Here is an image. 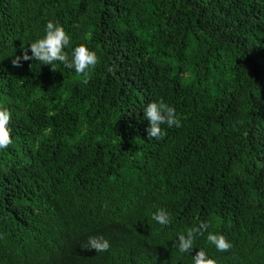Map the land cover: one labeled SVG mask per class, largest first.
Wrapping results in <instances>:
<instances>
[{
    "label": "trees",
    "instance_id": "trees-1",
    "mask_svg": "<svg viewBox=\"0 0 264 264\" xmlns=\"http://www.w3.org/2000/svg\"><path fill=\"white\" fill-rule=\"evenodd\" d=\"M49 20L70 59L81 44L97 53L87 85L59 62L12 66ZM161 99L182 126L148 140L144 109ZM0 108L13 140L0 264H194L199 250L264 264V0H0ZM160 208L171 224L151 219ZM90 236L110 250L84 249Z\"/></svg>",
    "mask_w": 264,
    "mask_h": 264
},
{
    "label": "clouds",
    "instance_id": "clouds-1",
    "mask_svg": "<svg viewBox=\"0 0 264 264\" xmlns=\"http://www.w3.org/2000/svg\"><path fill=\"white\" fill-rule=\"evenodd\" d=\"M71 38L65 28L58 23H53L51 20L46 25V35L43 38L37 39L30 43V48L22 47V56H15L12 60L13 67H22V60H38L42 65H51L53 71H57L56 62L63 64L64 67L75 69L78 76L83 78L82 82L87 85L90 80V69L96 67L99 58L95 51L90 50L85 45L81 44L72 52L71 59L65 48L70 45ZM29 51L31 55H29ZM109 73L115 74V69L108 67ZM145 118L149 121V127L146 129L148 140H162L166 135V131L162 125H167L169 128L181 127V121L177 117L176 109L165 103L163 99L159 102H151L144 109ZM12 114L8 109L0 108V149H6L12 144L11 123ZM151 219L162 226L171 224L170 214L163 208L153 213ZM210 227L209 223L201 221L198 226L188 228L186 234L181 233L178 236L176 246L181 253H191L194 248L195 238L197 235H204ZM207 241L214 245L220 252H227L232 248V244L222 234L207 235ZM82 247L88 250H95L97 253L107 252L110 250V242L103 236H90L87 243ZM194 264H215V261L209 258L205 251L199 250L193 256Z\"/></svg>",
    "mask_w": 264,
    "mask_h": 264
}]
</instances>
